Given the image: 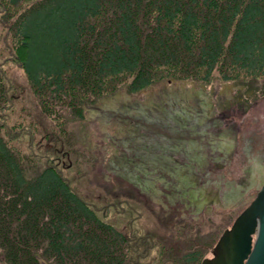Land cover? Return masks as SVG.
Returning a JSON list of instances; mask_svg holds the SVG:
<instances>
[{
	"label": "trees",
	"instance_id": "1",
	"mask_svg": "<svg viewBox=\"0 0 264 264\" xmlns=\"http://www.w3.org/2000/svg\"><path fill=\"white\" fill-rule=\"evenodd\" d=\"M214 77L264 78V0H0V264H159L158 249L128 238L143 221L133 215L173 221L181 202L162 209L115 175L99 183L126 193L92 184L69 118L118 88Z\"/></svg>",
	"mask_w": 264,
	"mask_h": 264
},
{
	"label": "rangeland",
	"instance_id": "2",
	"mask_svg": "<svg viewBox=\"0 0 264 264\" xmlns=\"http://www.w3.org/2000/svg\"><path fill=\"white\" fill-rule=\"evenodd\" d=\"M6 68L26 108L49 125L22 66L9 61ZM69 125L74 155L92 184L126 193L127 182L99 183L115 175L165 207L205 206L212 230L199 235V247L212 245L222 222L230 224L264 182V78H177L137 92L118 88L85 103V116H70Z\"/></svg>",
	"mask_w": 264,
	"mask_h": 264
},
{
	"label": "flooded vegetation",
	"instance_id": "3",
	"mask_svg": "<svg viewBox=\"0 0 264 264\" xmlns=\"http://www.w3.org/2000/svg\"><path fill=\"white\" fill-rule=\"evenodd\" d=\"M132 208L136 209V207ZM157 206H151V211H156ZM160 208L168 209L170 207L160 206ZM178 208L173 211V221H162L161 216L156 215L158 219L148 220L149 215H143V211L136 209L133 217L143 218L142 225L129 232V239L140 238V241L151 250L158 249L159 264H201L203 259L213 255V247L222 232L231 225V223H223L221 229H217L212 235L213 244L203 243L200 247L197 242L199 235L211 234L212 228L204 221L206 219L205 206H176ZM147 211V207H146ZM204 213V216L201 217ZM210 213V212H209ZM221 215L225 214L220 212ZM226 215V214H225ZM200 217V218H199ZM189 225V226H188ZM149 228V229H148ZM193 241L194 246L188 243L185 245L179 241V238ZM181 239V240H182ZM205 249V250H203Z\"/></svg>",
	"mask_w": 264,
	"mask_h": 264
},
{
	"label": "water",
	"instance_id": "4",
	"mask_svg": "<svg viewBox=\"0 0 264 264\" xmlns=\"http://www.w3.org/2000/svg\"><path fill=\"white\" fill-rule=\"evenodd\" d=\"M201 264H264V182Z\"/></svg>",
	"mask_w": 264,
	"mask_h": 264
}]
</instances>
